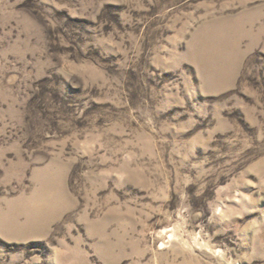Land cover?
Instances as JSON below:
<instances>
[{
	"label": "rangeland",
	"instance_id": "374dc122",
	"mask_svg": "<svg viewBox=\"0 0 264 264\" xmlns=\"http://www.w3.org/2000/svg\"><path fill=\"white\" fill-rule=\"evenodd\" d=\"M0 264H264V0H0Z\"/></svg>",
	"mask_w": 264,
	"mask_h": 264
}]
</instances>
